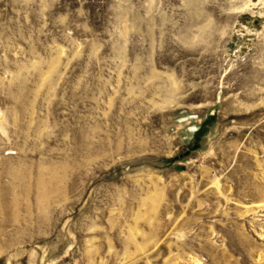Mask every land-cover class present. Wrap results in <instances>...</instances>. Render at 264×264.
<instances>
[{
	"label": "rangeland",
	"instance_id": "374dc122",
	"mask_svg": "<svg viewBox=\"0 0 264 264\" xmlns=\"http://www.w3.org/2000/svg\"><path fill=\"white\" fill-rule=\"evenodd\" d=\"M0 264H264V0H0Z\"/></svg>",
	"mask_w": 264,
	"mask_h": 264
}]
</instances>
